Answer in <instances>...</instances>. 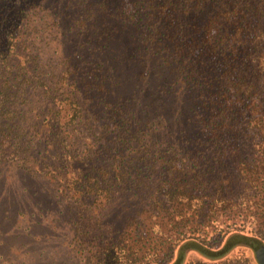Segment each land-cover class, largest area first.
Instances as JSON below:
<instances>
[{
    "label": "trees",
    "instance_id": "obj_1",
    "mask_svg": "<svg viewBox=\"0 0 264 264\" xmlns=\"http://www.w3.org/2000/svg\"><path fill=\"white\" fill-rule=\"evenodd\" d=\"M6 172L52 184L88 264H264V0H0ZM44 206L4 210L0 262Z\"/></svg>",
    "mask_w": 264,
    "mask_h": 264
},
{
    "label": "rangeland",
    "instance_id": "obj_2",
    "mask_svg": "<svg viewBox=\"0 0 264 264\" xmlns=\"http://www.w3.org/2000/svg\"><path fill=\"white\" fill-rule=\"evenodd\" d=\"M19 173L15 172H6L4 175V181H0V217L4 214L5 209H11V212H15L17 207L27 209V213L30 214L32 211H36V214L39 210V205H46L47 211L42 212L43 215V222L47 223L48 226L44 227H35L33 229L32 234H30L31 239H28V242L25 243H18L23 246L22 250L19 252L20 255L23 254V250L25 249L24 245H27V248L33 250L34 253L28 256L26 255L25 259L28 261V264H88L87 257L89 256L90 252H88V248L82 247L83 250L80 252L74 249V245L72 243V239L74 240V231L71 228V217L68 215L67 212L63 211L61 215L58 214L57 207L52 208L51 204L47 205L48 202L55 203V201H47L46 194L48 191L51 192L53 186L51 183H48L47 186L44 185V192H42V185L38 181H31V180H21ZM28 188V191L24 188ZM36 187L42 192L36 197H32L30 192L33 191ZM28 192V193H27ZM120 203H115L109 201L108 204L104 203L98 210L99 212L103 213L110 212L108 218L114 216L116 213L120 212L123 208L122 206L125 205L124 201L119 200ZM70 201H62L61 205ZM105 208V209H104ZM127 216V215H125ZM123 216V217H125ZM37 217V216H36ZM101 220V224L104 227H107L110 224L109 219ZM18 222L13 226V231L16 230V225H21L22 227L29 225L32 221L35 220L33 217H29L28 215L25 217H18ZM249 225V223H246ZM90 232V231H89ZM94 232L91 231L89 236L92 235ZM215 233L214 230H209L208 234ZM80 236H87L85 232L81 231ZM78 236V235H77ZM78 236V237H80ZM27 240V239H26ZM83 241V240H82ZM85 245V244H84ZM19 246V247H21ZM86 246V245H85ZM19 247H16L14 252H18ZM43 250L44 261L42 263L37 260V254ZM247 255V252L244 250H236L232 254L228 255L227 257L214 262L213 264H245L241 253ZM36 253V254H35ZM18 254L14 255L8 254L7 260H3L0 264H10L12 263L18 264L20 263L21 259ZM28 258V259H27ZM186 258L194 261L197 258V253L195 252H188L186 254ZM35 260V261H34ZM37 260V261H36ZM34 261V262H32Z\"/></svg>",
    "mask_w": 264,
    "mask_h": 264
}]
</instances>
